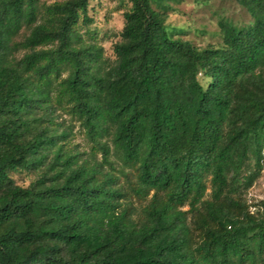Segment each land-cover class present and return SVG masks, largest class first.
Segmentation results:
<instances>
[{
    "label": "trees",
    "instance_id": "16d2710c",
    "mask_svg": "<svg viewBox=\"0 0 264 264\" xmlns=\"http://www.w3.org/2000/svg\"><path fill=\"white\" fill-rule=\"evenodd\" d=\"M168 1L128 0L110 60L80 30L90 0H0V264H264L242 195L264 159V0H236L251 24L204 48Z\"/></svg>",
    "mask_w": 264,
    "mask_h": 264
},
{
    "label": "rangeland",
    "instance_id": "374dc122",
    "mask_svg": "<svg viewBox=\"0 0 264 264\" xmlns=\"http://www.w3.org/2000/svg\"><path fill=\"white\" fill-rule=\"evenodd\" d=\"M63 0H41V4H51ZM167 24L176 36L191 41L198 47L204 48L208 45L219 46L223 42L220 26L221 20H226L238 27L248 26L252 17L246 8L236 0H169ZM128 0H90L89 13L93 22L83 25L80 30L87 41H97L105 49L108 59L114 60V45L121 40V32L124 26V12L129 8ZM28 30L24 28L20 40ZM24 51L18 53L23 55ZM206 84L207 81L203 80ZM59 121L70 125L72 130L69 146L73 150L80 151L83 157H87L93 151L92 143L87 139L80 122L72 118L66 111L59 109L57 112ZM101 158V152H98ZM115 165L123 167V163L112 156ZM257 172V178L248 189L244 190L243 199L252 204V210L256 213L264 211V159L261 167L256 166L255 160L250 161L244 175ZM15 181L23 186L29 185L37 176L36 171H20L12 174ZM122 177V176H121ZM122 177V182L126 184ZM136 212L141 210V204L133 201Z\"/></svg>",
    "mask_w": 264,
    "mask_h": 264
}]
</instances>
